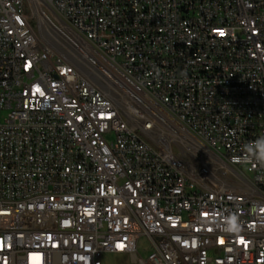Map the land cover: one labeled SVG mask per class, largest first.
I'll use <instances>...</instances> for the list:
<instances>
[{
	"label": "built area",
	"instance_id": "obj_1",
	"mask_svg": "<svg viewBox=\"0 0 264 264\" xmlns=\"http://www.w3.org/2000/svg\"><path fill=\"white\" fill-rule=\"evenodd\" d=\"M262 133L264 0H0V264H264Z\"/></svg>",
	"mask_w": 264,
	"mask_h": 264
},
{
	"label": "clouds",
	"instance_id": "obj_2",
	"mask_svg": "<svg viewBox=\"0 0 264 264\" xmlns=\"http://www.w3.org/2000/svg\"><path fill=\"white\" fill-rule=\"evenodd\" d=\"M242 164H253L264 167V133L259 135L254 142L244 145Z\"/></svg>",
	"mask_w": 264,
	"mask_h": 264
},
{
	"label": "rangeland",
	"instance_id": "obj_3",
	"mask_svg": "<svg viewBox=\"0 0 264 264\" xmlns=\"http://www.w3.org/2000/svg\"><path fill=\"white\" fill-rule=\"evenodd\" d=\"M24 10H25V13H28L26 4L24 5ZM30 25L32 26V28L34 29L38 37L46 39V33L44 32V30L38 29L39 26H38L36 19H32L30 22ZM142 256L144 257L145 254H142ZM101 264H129V261L117 255H103L101 257Z\"/></svg>",
	"mask_w": 264,
	"mask_h": 264
},
{
	"label": "snow or ice",
	"instance_id": "obj_4",
	"mask_svg": "<svg viewBox=\"0 0 264 264\" xmlns=\"http://www.w3.org/2000/svg\"><path fill=\"white\" fill-rule=\"evenodd\" d=\"M221 34H223V33H221Z\"/></svg>",
	"mask_w": 264,
	"mask_h": 264
}]
</instances>
